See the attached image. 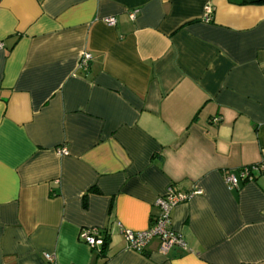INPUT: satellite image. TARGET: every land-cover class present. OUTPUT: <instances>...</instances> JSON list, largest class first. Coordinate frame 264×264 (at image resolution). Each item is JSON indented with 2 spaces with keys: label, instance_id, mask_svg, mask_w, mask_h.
<instances>
[{
  "label": "crops",
  "instance_id": "crops-1",
  "mask_svg": "<svg viewBox=\"0 0 264 264\" xmlns=\"http://www.w3.org/2000/svg\"><path fill=\"white\" fill-rule=\"evenodd\" d=\"M0 43V264H264V170L222 176L264 165V0H0ZM169 185L185 247L128 249Z\"/></svg>",
  "mask_w": 264,
  "mask_h": 264
},
{
  "label": "built area",
  "instance_id": "built-area-1",
  "mask_svg": "<svg viewBox=\"0 0 264 264\" xmlns=\"http://www.w3.org/2000/svg\"><path fill=\"white\" fill-rule=\"evenodd\" d=\"M135 13V10L129 12L128 16L131 20L135 18ZM103 21L110 26L115 24V19L113 17H106ZM90 59L91 54L89 52H82L79 56L78 67L86 70L89 66ZM211 121L213 123H218L219 119L213 118ZM59 153L67 154V150L61 148L59 149ZM262 170H264V165L262 164L247 165L241 166L236 170H224L222 171V176L224 182L229 187H236L240 182L253 181ZM201 193L200 189L183 192L169 185L165 192L156 198L154 202V205L158 208V214L154 217L148 228L141 231H134L122 227L121 224H119L126 247L135 252H142L151 240L157 238L160 241L161 252H166L174 245L184 248L185 242L180 234L175 232L171 227V212L178 203L187 201L194 195H199ZM105 234L106 232L100 228L90 227L81 230L80 238L89 247L101 249L104 244ZM44 256L48 262L52 263L54 261L52 255L45 253Z\"/></svg>",
  "mask_w": 264,
  "mask_h": 264
},
{
  "label": "trees",
  "instance_id": "trees-1",
  "mask_svg": "<svg viewBox=\"0 0 264 264\" xmlns=\"http://www.w3.org/2000/svg\"><path fill=\"white\" fill-rule=\"evenodd\" d=\"M106 245H107V236H106V234H105L104 244H103L102 247H101V250H102V251H104V248L106 247Z\"/></svg>",
  "mask_w": 264,
  "mask_h": 264
}]
</instances>
